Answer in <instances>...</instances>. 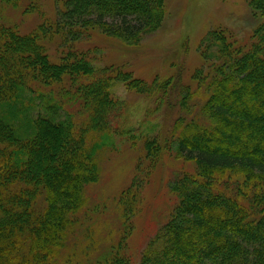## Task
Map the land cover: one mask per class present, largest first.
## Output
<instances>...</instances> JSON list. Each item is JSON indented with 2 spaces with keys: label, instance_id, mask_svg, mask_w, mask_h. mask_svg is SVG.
Returning a JSON list of instances; mask_svg holds the SVG:
<instances>
[{
  "label": "trees",
  "instance_id": "16d2710c",
  "mask_svg": "<svg viewBox=\"0 0 264 264\" xmlns=\"http://www.w3.org/2000/svg\"><path fill=\"white\" fill-rule=\"evenodd\" d=\"M164 16V0H66L56 31L76 41L101 30L135 46ZM232 38L221 30L203 39L218 46L216 61L199 78L207 92L201 108L207 123L186 124L188 131L169 143L165 137L145 140L152 153L175 144L177 154L194 162L195 173L173 181L178 204L141 264H264V22L248 45ZM88 58L72 47L52 62L39 32L22 35L0 24V264H59L84 188L99 179L97 155L108 145L106 135L132 132L131 123L120 119L126 103L112 96L114 82L149 99L155 93L158 108L169 85L180 84L179 74L148 83L124 65L97 69ZM43 88L77 103L87 118L60 117L65 102L58 99L48 116L23 120L19 112L28 105L18 107L22 97ZM42 140L49 154L42 152ZM119 202L130 216L138 199L124 191ZM118 254L104 264H122Z\"/></svg>",
  "mask_w": 264,
  "mask_h": 264
},
{
  "label": "rangeland",
  "instance_id": "374dc122",
  "mask_svg": "<svg viewBox=\"0 0 264 264\" xmlns=\"http://www.w3.org/2000/svg\"><path fill=\"white\" fill-rule=\"evenodd\" d=\"M65 2L0 0V24L11 26L22 35L39 32L50 60L55 63L74 47L89 56L97 69L124 65L135 78L148 83L157 78L172 80L176 74L180 75V84L174 88L172 83L169 85L159 108L155 93L154 99H149V95L130 89L124 82H114L110 89L112 96L126 103L127 113L120 119L131 123L132 132L106 135L108 145L97 155L99 179L84 188V202L73 215V223L56 257L59 264H104L119 251L118 255L125 258L122 264H141L144 249L171 219L178 204V194L171 187L173 181L186 173H195L194 162L177 154L175 144L167 147L163 143L159 146L167 148L152 153L146 148L145 140L165 137L169 143L178 133L188 131L186 124L207 123L201 113L207 92L205 82L199 78L216 61L218 46L203 39L214 31L228 30L233 34L232 39L248 45L264 22V3L259 0H164L161 26L145 33L139 44L127 46L101 30L86 31L85 37L81 34L76 41L71 35L66 39L65 34L56 31ZM196 74L198 78L194 79ZM36 92H27L18 105L22 108L28 105L19 112L23 120L26 116L32 119L48 116L58 99L61 102L66 99L61 94L55 98L44 88ZM81 111L77 103L72 106L66 101L58 108V115L66 118L72 113V119L85 120L87 116H81ZM23 120H18L17 125L25 128L28 124ZM48 144L46 140L40 143L43 153L49 154ZM124 191L130 192V198L138 199L130 216L124 214L119 202Z\"/></svg>",
  "mask_w": 264,
  "mask_h": 264
}]
</instances>
